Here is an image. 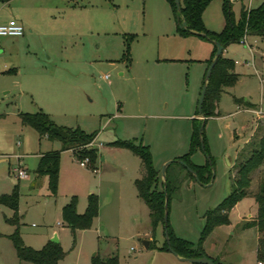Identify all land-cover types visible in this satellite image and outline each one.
<instances>
[{
  "label": "rangeland",
  "instance_id": "obj_1",
  "mask_svg": "<svg viewBox=\"0 0 264 264\" xmlns=\"http://www.w3.org/2000/svg\"><path fill=\"white\" fill-rule=\"evenodd\" d=\"M230 1L235 21L242 5L249 9L262 2ZM0 11L20 18L25 29V36L0 55V196L18 184V230L25 245L40 249L56 234L64 263H91L97 253L117 255L119 264H197L163 248V226L153 229L134 185L139 157L109 143L141 140L162 180L164 164L188 150L211 42L180 35L167 0H11L0 3ZM202 21L209 30L223 28L222 0L210 1ZM241 38L246 44L229 43L222 52L239 61L234 65L239 75L233 87L222 89L221 114L206 119L208 155L198 148L191 156L196 164L212 161L211 180L201 184L177 163L168 171L174 186L169 224L193 246L206 211L231 191L235 166L249 154L246 140L264 136V39L246 31ZM234 96L252 103L249 109L237 105ZM37 108L57 125L96 133L93 162L81 166L88 156L81 160L71 150L60 152L55 195L47 189L46 176L30 187V180H17L13 172L23 168L22 162L33 178L35 154L61 147L57 140H39L17 115ZM263 177L264 163L251 173L250 193L230 211L229 223L205 238L207 253L224 248L230 264H257L254 230L234 226L255 211L251 194ZM90 194L98 197V214L89 227L72 230L62 221L61 208L74 196L77 213H83ZM12 216L13 210L0 203V264H33L17 257L9 238L16 226L6 220Z\"/></svg>",
  "mask_w": 264,
  "mask_h": 264
},
{
  "label": "trees",
  "instance_id": "obj_2",
  "mask_svg": "<svg viewBox=\"0 0 264 264\" xmlns=\"http://www.w3.org/2000/svg\"><path fill=\"white\" fill-rule=\"evenodd\" d=\"M9 1L0 0V3ZM167 1L172 6L176 18V31L180 35L194 34L204 37L210 42L217 41L223 49L229 43L239 42L245 31L250 35L264 39V0L256 7H250L249 9L242 5L239 18L236 21L232 17L231 1L222 0L225 24L220 31L207 29L202 21V13L212 0H181L180 12L177 10L173 0ZM183 21H185L186 27L182 26ZM215 51L216 46L213 44L211 55L207 59L208 65L214 57ZM234 65V60L223 56L222 53L217 57L207 81L201 114H198L196 110V117L191 120L188 150L186 153L176 157V161L172 162L186 169L188 174L201 184H207L211 180L212 161L206 160L204 164H196L191 160V156L198 148H201L208 155L204 135L206 119L216 114V103L220 99L222 89L224 87H232L236 83L238 74L234 71ZM6 72H12V70L9 69ZM19 117L23 124L34 128L40 137L45 136L48 140H57L61 144L59 150H49L42 153L35 169L36 175L47 177V189L50 195L56 194L61 151L71 150L81 160L88 156V162H93L96 159L97 150L94 146H91L95 141L96 133H87L80 127L71 128L57 125L41 109L35 112H21ZM202 124L203 128L200 130ZM109 144L114 147L127 148L139 157L141 161V176L134 180V185L138 196L144 200L148 207L151 225L154 229L158 224H162L164 235L166 231L173 251L178 256L186 258H198L201 255H206L203 249L205 238L216 226L229 223L230 210L239 200L250 193L248 188L251 184V173L264 163V136H260L258 140L248 142L250 146L248 157L237 162L232 178L231 191L216 206L206 211L199 240L196 246H193L189 241L175 235L168 219L166 227L164 226V204H167V210L169 211L170 196L174 189V186H171L168 172L172 163L166 167L163 181L160 180V173L153 164L149 146L143 144L141 140L134 142L132 140L118 139ZM178 160H183L192 172L179 163ZM252 195L257 205V212L254 219L245 222L243 227H256L258 232L256 259L257 262L264 264V177L260 179L258 188ZM18 199V184L13 186L11 193L0 196V203L13 210L12 218L6 220L16 226L9 238L15 247L17 257L33 264H59L65 256V251L59 241L50 239L40 249H34L23 242L18 230ZM98 209L97 195L90 194L84 212L77 213L76 197L73 196L62 206L61 219L72 230L87 228L91 225L92 219L97 216ZM163 248L168 249L166 239ZM210 258L215 264H223L217 258ZM91 264H119V261L117 255L101 257L95 253L91 257Z\"/></svg>",
  "mask_w": 264,
  "mask_h": 264
},
{
  "label": "crops",
  "instance_id": "obj_3",
  "mask_svg": "<svg viewBox=\"0 0 264 264\" xmlns=\"http://www.w3.org/2000/svg\"><path fill=\"white\" fill-rule=\"evenodd\" d=\"M11 1V0H10ZM9 1V2H10ZM9 2H5V3H3V4H8ZM13 16V13H10V14H4L3 12H1L0 11V23H3V22H5V21H7L8 19H10V18H14V19H16V20H18L22 25H23V23L20 21L21 19L20 18H17V17H12ZM24 27V26H23ZM212 31H214V30H212ZM25 36V29H24V33H23V35L22 36H19V37H24ZM15 38H18V37H4V38H2V40H1V43H0V55H2L3 53H5L6 51H8V50H10L11 48H12V46L14 45V43H15V41L16 40H14ZM211 44H212V42H211ZM212 48H213V44H212ZM212 48L210 49V55H211V51H212ZM14 49V48H13ZM210 57V56H209ZM208 57V58H209ZM207 58V59H208ZM228 58V57H227ZM206 59V60H207ZM234 63H235V65H237V63H239V61H237V60H234ZM207 69V68H206ZM9 70V69H8ZM13 72L15 71V69L14 68H12L11 69ZM7 71V70H6ZM5 71V72H6ZM239 75V74H238ZM235 85V84H234ZM233 85V86H234ZM232 86V87H233ZM230 93V92H229ZM220 100H221V96H220V99H219V101L216 103V108H215V112H216V116H218V115H220L221 114V110L219 109V102H220ZM234 102L238 105V104H242L243 105V107L244 108H246V109H249L248 108V106L249 105H251L252 103H250L249 101H247V99H245V103H243L242 101H241V99H239V98H237L236 96H234ZM39 109H41V108H39ZM38 110V108L36 109V111ZM42 110V109H41ZM254 111V110H253ZM21 112H33V111H18V113H17V115L19 116V113H21ZM35 112V111H34ZM254 112H256V111H254ZM0 115L2 116V115H4V113H0ZM194 117H196V113H195V116ZM193 117V118H194ZM20 118V117H19ZM254 129L255 128H252V132L254 131ZM252 135V134H251ZM40 139H47L45 136H42V137H40L39 136V140ZM48 141H50V140H48ZM249 142V139H247L246 140V142H245V145L247 144ZM244 145V146H245ZM243 146V147H244ZM243 147L241 148V149H238L237 150V157H238V155L240 154V152H241V150L243 149ZM96 148V147H95ZM50 150H54V149H50ZM96 150H98L97 148H96ZM46 151H49V150H46ZM46 151H39L38 153H36L35 154V165H34V169H32L33 170V172H34V176H33V178L31 177V179H30V176H29V170H28V168L21 162V165L23 166V168H25V171H26V176L24 177V179H27V180H30V187H33L36 183H38V181H42V183H44V175H36L35 174V169H36V166H37V164H38V161H39V158H40V155L42 154V153H44V152H46ZM28 154H30V153H28ZM4 156H6V155H4ZM237 159V158H236ZM1 161L3 160V159H0ZM13 172L14 173H16V171H15V168L13 169ZM139 177L141 176V171H140V169H139ZM15 176H16V174H15ZM139 177H137V178H139ZM17 180H20L21 178H18L17 176L15 177ZM41 179V180H40ZM137 192V191H136ZM252 195V194H251ZM253 196V195H252ZM253 199H254V197H253ZM255 201V200H254ZM238 203V202H237ZM236 203V204H237ZM235 204V205H236ZM255 211L253 212V213H249L248 215H247V217H244V218H242L241 220H240V222H239V224H237L236 226H234V230H236L237 228H239L240 230H244V231H246V230H254V234H255V255H256V246H257V239H258V232H257V229H256V227H254V226H250V227H243V224L245 223V222H247V221H251V220H253L254 219V217H255V215H256V212H257V205H256V202H255ZM235 207V206H234ZM233 207V208H234ZM232 208V209H233ZM231 209V210H232ZM230 210V211H231ZM61 215V214H60ZM61 217V216H60ZM229 218H230V212H229ZM230 221V220H229ZM58 224H62V221H58ZM55 236H56V234H55ZM150 240H151V238H149ZM148 243H149V241H148ZM206 248H207V244L206 243H204L203 244V249H204V251H205V254L207 255V256H210V257H214V258H217L221 263H223V264H230L229 263V261H228V252L223 248L222 250H217V251H215V250H213L212 251V254H210V253H207L206 252ZM179 257V256H178ZM181 260V259H180ZM256 263H257V260H256Z\"/></svg>",
  "mask_w": 264,
  "mask_h": 264
},
{
  "label": "water",
  "instance_id": "obj_4",
  "mask_svg": "<svg viewBox=\"0 0 264 264\" xmlns=\"http://www.w3.org/2000/svg\"><path fill=\"white\" fill-rule=\"evenodd\" d=\"M174 1V4L177 8V10L180 12V2L179 0H173ZM182 26L183 27H186V23L185 21L182 22ZM212 44H215L216 46V51H215V54H214V57L212 58L211 62L209 63L207 69H206V72H205V75H204V79H203V84H202V87H201V90H200V94H199V98H198V101H197V113L198 114H201V110H202V103H203V99H204V95H205V91H206V86H207V81H208V78L210 77V74H211V71H212V68L214 66V64L216 63V60H217V57L222 53L223 51V48L222 46L219 44V42L217 41H213ZM203 128V124L201 125L200 127V130ZM176 161L175 159L173 160H169L168 162H166L164 164V166L162 167L161 169V176H162V180L164 181L165 179V170H166V167L172 163ZM179 163L183 164L185 167H187V169L191 171V169H189V167L186 165V163L183 162V160H178ZM167 219H168V210H167V204L165 203L164 204V216H163V221H164V226L166 227V224H167ZM165 239H166V242H167V246H168V249L173 252L175 255H177L173 249L171 248L170 244H169V240H168V237H167V233L165 231ZM51 240H54V241H58L57 240V237L54 236ZM143 244L145 247H148V241L144 240L143 241ZM178 256V255H177ZM179 259L183 260V261H188V262H191V263H197V264H215L213 262V260L208 257L207 255H201L200 257L198 258H186V257H181L179 256L178 257Z\"/></svg>",
  "mask_w": 264,
  "mask_h": 264
},
{
  "label": "built area",
  "instance_id": "obj_5",
  "mask_svg": "<svg viewBox=\"0 0 264 264\" xmlns=\"http://www.w3.org/2000/svg\"><path fill=\"white\" fill-rule=\"evenodd\" d=\"M24 33L23 25L16 19L10 18L7 21L0 23V43L2 38L4 37H19ZM240 43L246 44L244 38H240ZM88 162V159H83L80 161V165L84 166ZM16 176L18 178H24L26 176L25 168H17L15 169ZM59 264H82V263H64L61 261ZM91 264V263H86ZM257 264H262L261 262H257Z\"/></svg>",
  "mask_w": 264,
  "mask_h": 264
}]
</instances>
